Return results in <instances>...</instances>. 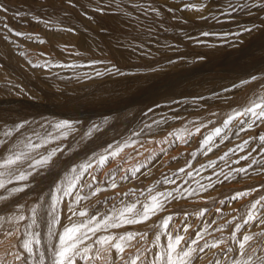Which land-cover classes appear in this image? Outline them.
I'll use <instances>...</instances> for the list:
<instances>
[{
  "label": "rangeland",
  "instance_id": "1",
  "mask_svg": "<svg viewBox=\"0 0 264 264\" xmlns=\"http://www.w3.org/2000/svg\"><path fill=\"white\" fill-rule=\"evenodd\" d=\"M0 5L7 8L0 10V132L23 125L0 135V160L10 151L28 157L0 169L6 185L0 188V264H39L42 253L44 264H52L66 228L79 227L80 234L98 223L84 243L93 247L98 237L132 233L133 240L119 241L124 259L112 250L99 259L77 257L75 264H127L137 256L138 264H155L176 234L185 237L180 248L197 250L188 264L242 262L244 235L253 237L247 250L256 247L255 255L264 256V224H245L251 205L264 197V120L245 115L224 126L253 102L264 103V7L256 0ZM63 123L68 126L58 130ZM29 137L40 147L27 146ZM42 157L49 163L29 167ZM21 173L30 175L19 181ZM239 192L249 195L233 199ZM154 203L163 208L147 221L111 227L122 213L139 219L129 206ZM255 212L264 216V207ZM96 255L93 247L89 256Z\"/></svg>",
  "mask_w": 264,
  "mask_h": 264
},
{
  "label": "snow or ice",
  "instance_id": "2",
  "mask_svg": "<svg viewBox=\"0 0 264 264\" xmlns=\"http://www.w3.org/2000/svg\"><path fill=\"white\" fill-rule=\"evenodd\" d=\"M256 4L259 7H264V0H256ZM185 8L188 9H192V10H201L200 7H197V5L195 4H185L184 5ZM246 6V5H245ZM203 7V6H202ZM0 10L2 11H7V8L0 5ZM153 11H156L155 9H153ZM4 27L7 28V25L5 24ZM9 31H11V29H9ZM245 32H251L252 29L251 28H245L244 29ZM16 35L20 36V35H24L23 33H15ZM204 35H209L208 33H204ZM41 43H44V41H40ZM119 71L118 69H108V71ZM97 76L101 75L100 72L96 73ZM253 80H255V77H252ZM264 99V98H262ZM257 109H260V111H257ZM245 115H251L253 117L256 118V120H264V103H255L253 102V106L251 107H246L244 109L243 112H238L236 113L235 116L229 117V119L225 122V127H227L233 120H235L237 117L240 116H245ZM255 123V121H254ZM68 125L66 123L63 124H57L56 128L59 129H63L65 127H67ZM23 127V125H17L15 126L14 129H9L7 131H2L0 132V135L3 136H12L13 135V131L19 132V130ZM197 133L200 131L199 128L196 129ZM221 133V129L217 128L215 129V134L217 136H219ZM212 137H208L206 138L205 143L211 141ZM260 140L262 142V144H264V137H260ZM4 141L0 140V144H3ZM248 141L244 142V145H247ZM244 145H238L237 147L240 150H243ZM33 148V150L37 149L40 147V145L38 143L33 144L31 142V138H28V145ZM55 151V150H54ZM230 151H236V149H231ZM112 156L117 155L116 152L111 153ZM224 157H221V159H223ZM242 159H248L247 156L241 157ZM28 159V157L26 156V154L23 151H19V153L17 154V152L15 151H10L8 155H6L2 160H0V169H11L14 168L18 165L23 164L26 160ZM108 157H104L101 159L100 163L103 164L105 162V160H107ZM50 161V157H42L39 160H34L33 162L29 163V167H38L40 165L43 164H47ZM91 167V164H88L86 166H84L85 171ZM182 170V169H181ZM73 171H75V169H73ZM239 172H245L246 169L241 168L238 170ZM4 174L2 172H0V176H3ZM28 175L29 174H24L21 173L19 174L16 179L19 181H24L28 179ZM11 182V181H9ZM6 185L4 183L3 180H0V188H5ZM112 187H116L115 184L112 185ZM23 189L21 188H14L11 191L13 192H20ZM169 197H171V193L167 194ZM249 195V192H239L237 193L233 199H240L243 196H247ZM0 199H4V197H0ZM156 197H153V200H156ZM262 201H264V197H261L260 200H256L252 205H251V209L252 211L248 214V219L245 220V224H247L248 222H256L257 220L261 223L264 224V216H257L255 209L258 206L264 207V204H262ZM77 203H79V198H77ZM163 205L159 204V203H154L151 206H149L148 204L143 205L141 208L139 209H135L134 207L129 206L127 211L128 212H135V215L139 218V219H128L125 218V215L122 213L119 217H116L115 219H113V222L111 224V227L116 228V227H120L123 224H133V223H138V222H142V221H147L150 218V214H155L157 211L162 210ZM33 211H35L33 209ZM70 211H73V214H75L74 210L70 209ZM80 216H85L87 215V213H85L84 211L79 212ZM200 215H203V212L200 213ZM5 218L0 217V227H2V222L4 221ZM25 219V217L23 215H19L17 217L18 221H23ZM172 220V217H166L163 221L162 227L168 231L169 230V225L170 222ZM91 222V219H90ZM103 226L105 228H107L109 225L105 222L103 224ZM80 227H88L87 225H83V223H81ZM101 227V225L98 223L97 226L95 228L92 227H88V232H91L93 234H95L97 231H99V228ZM239 225L237 226V228L239 229ZM184 231H188V228L185 227ZM80 228L79 227H71V228H66L64 231V234L62 236H60L59 241H60V246L59 249H54L53 252V256H52V264H75L76 262V258H82L85 260H91V259H99L102 258L100 253H110L112 250H114L117 254H119L121 256V259L123 260V254L126 251V245L120 243L119 241H124V240H128L131 241L135 238V236L132 233H128L126 234V236H120V237H114L111 235L108 236H102V237H98L93 244V247L96 248L97 251V255L95 257L93 256H89V253L93 251V247H89L87 244H85L84 242L88 239H90V237L88 236V232H84V233H80ZM6 235L11 236L12 233L9 231L6 233ZM261 235H264V233H261ZM185 237L176 234L173 237H170V242L167 245V250L166 253L164 254L163 257L158 256L156 259L155 264H159L161 259L166 258L167 260V264H177V261L180 262V264H188V261L192 258L193 254L197 251L194 248L189 247L188 250H184L182 248H180V245L182 243V241H184ZM253 240V237L251 235H244L242 237V241L239 243V249H244V251L242 253H240L242 256L245 257V259L241 262V261H236L235 264H264V256H258L255 255V248H252L251 253L247 250V246H249L251 244V241ZM198 241L197 240H192V244H197ZM84 245L83 248L80 247V245ZM26 251H28L29 253L32 252V248L29 247L28 244H24L22 245ZM98 246V247H97ZM204 247H212V248H216L218 247L217 244H212V245H205ZM204 247L199 248L200 252L204 251ZM179 249V251H178ZM44 254L42 253L39 259V264H44ZM17 260L21 259L20 256L16 257ZM142 258L140 256H137L134 259H131L130 261L127 262V264H138V261H140Z\"/></svg>",
  "mask_w": 264,
  "mask_h": 264
},
{
  "label": "bare ground",
  "instance_id": "3",
  "mask_svg": "<svg viewBox=\"0 0 264 264\" xmlns=\"http://www.w3.org/2000/svg\"><path fill=\"white\" fill-rule=\"evenodd\" d=\"M239 232V231H238ZM252 242V241H251ZM256 248V247H255Z\"/></svg>",
  "mask_w": 264,
  "mask_h": 264
}]
</instances>
